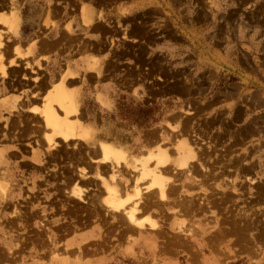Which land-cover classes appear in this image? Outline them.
<instances>
[{"label":"rangeland","instance_id":"1","mask_svg":"<svg viewBox=\"0 0 264 264\" xmlns=\"http://www.w3.org/2000/svg\"><path fill=\"white\" fill-rule=\"evenodd\" d=\"M24 1L0 0V5H19ZM73 2L83 11L88 7L98 12L99 20L120 2L140 5L139 11L124 21L129 31H125L123 39L129 38L131 30L137 37L125 45L115 40L118 35H113L109 51L114 50V54L105 66L108 73L120 74L127 82L141 87L138 89L142 97L135 94L138 102L118 100L120 116L137 124L139 130L153 128L160 135L180 131V137L188 138L184 143L195 148L200 168L209 173L211 169L222 172L219 175L223 178H210L211 194L203 195L209 198L199 201L193 195L184 202L187 210L195 214L210 211L217 222L213 229L194 221L185 224L183 231L187 235L160 229L143 238L145 249L130 248L121 253L124 238L127 244L135 241V235H123L124 228L130 225L125 215L103 214L87 205V188L79 181L74 185L83 190L82 201L69 194L76 172L58 164L72 158L71 149L82 151L78 141H55L56 136L63 138L55 134V143L47 144L42 135L54 134L53 129L43 121H34L31 134L36 138L28 141V147L40 154L45 146L46 151L50 146L56 148L45 152L39 167L10 173L11 181H7V173L0 174V186H5L4 192L0 188V264H264V0ZM4 10L3 14H8V7ZM22 14L24 20L32 16L35 23L30 25L34 28L27 32L34 35L25 54L26 43L16 45L14 53L18 58L27 56L29 49L45 36L42 28L51 25L52 12H46L42 23L39 7L35 12L24 10ZM9 15L14 21L10 33L8 25L0 22L2 63L4 51L13 45L10 41L18 39L20 17L14 11ZM104 22L113 25L112 21ZM58 42L59 46L71 45L68 39ZM22 66L34 74L28 60L24 65L16 62V79ZM8 75L7 69L0 74ZM27 78V73H23L22 79ZM165 98L175 100L176 105L149 106ZM48 99L42 110L34 109L43 119ZM66 102L51 103V108L57 105L64 112ZM53 113L60 120L62 113ZM77 115L71 118L78 120ZM40 134L41 138L37 137ZM175 148L168 153L171 157L176 155ZM115 170L118 172L111 167L117 175L112 184L116 186L119 181L120 189L124 183V191L129 190L138 170L133 168L124 174L119 167ZM82 174L88 175L87 170ZM195 176L190 170L187 177L195 180ZM153 199L155 195H143L140 204H150ZM90 222H95L99 234L90 242H78L77 234ZM206 230L209 234L204 236Z\"/></svg>","mask_w":264,"mask_h":264},{"label":"crops","instance_id":"2","mask_svg":"<svg viewBox=\"0 0 264 264\" xmlns=\"http://www.w3.org/2000/svg\"><path fill=\"white\" fill-rule=\"evenodd\" d=\"M35 1L37 0H25L19 5H0V22L8 21L11 26L9 33L14 27V21L9 18V13L14 11L18 14L17 17H20L18 39L13 38L10 41L13 45L4 51L5 62L3 65L9 75L8 77L0 76V174L7 173L6 179H10L9 174L12 172L23 170L26 167H39L45 152L56 148L53 147L46 151L45 146L40 154L36 149L28 147V141L36 138L31 134L33 122L43 121L44 124L43 117L34 109L42 110L45 99L54 95L55 91L62 89L67 95L65 103L67 115L60 111L57 105H53V110L56 113H62L58 118L63 125L71 127L72 135L66 140L56 136L55 141L58 139L63 143L78 141L82 151L76 152L71 149L72 158L64 160L58 165L68 170L72 167L75 170L76 177L70 188L75 186V181L85 185L87 205L96 207L97 211L103 212V214L108 212L109 214L125 215L130 225L128 224L124 228L123 235H135V241L127 244V240L124 238L121 253H126L130 248L133 251L135 248L145 249V245L141 243L143 238L160 229H166L171 233L186 234L187 232H182L185 229L184 225H191L193 221L213 229L217 219L210 211L201 212L196 216L195 213L187 210L184 202L193 195L195 198L198 197L199 201L204 196L210 195L211 193H208L212 185L210 178L221 177L219 174L222 172L211 169L212 173H209L207 169L200 168L195 148L191 145L188 146L195 153V158L188 160L187 164L182 167L178 161V149L185 144L184 140L187 141L188 138L180 137L182 134L180 131H166L165 135H160V132L154 131L153 128L139 130L137 124L128 123L122 119L118 100L138 102V96L135 94L142 97L141 90H139L141 87L127 82L120 74H111L105 70L106 64L112 61L114 54V50L109 51L111 37L118 35L119 39L115 38V40L125 45L137 37L131 30L129 38L123 39L125 31H129L124 21L129 19L131 13L138 12L140 5L120 2L115 4L109 12H105L102 19L99 20L98 12L88 7L83 11L78 4L75 7L73 0H48L49 3L42 0V4ZM5 7H8L6 15L3 14ZM38 7L43 13L41 23L46 12L49 10L52 12L51 25L42 28L45 36L40 39L38 45L31 47L27 56L18 58L14 53L16 45L26 43L23 49L25 54L27 46L32 43L29 39L34 35L32 32H27L28 29L34 28L30 25L31 22L35 23L32 16L28 20H24L22 12L24 10L35 12ZM81 19L84 24H87L84 25ZM103 21H112L113 25H107ZM120 25L121 27H119ZM62 38L71 40V45L59 46L61 43L58 40ZM81 42H83L82 47L79 46ZM27 60L34 74H30L31 71L22 66L19 69L18 79H16L15 75L18 72L16 62L24 65ZM25 72L29 78L22 79V74ZM165 103L176 105L175 100L165 98L158 99L149 106L155 107ZM76 114H78V120L72 119L71 117H75ZM79 120L83 121L82 126ZM43 130L44 126L42 125ZM41 134L37 137L41 138ZM42 137L44 139V133ZM177 143L179 144L177 145ZM174 148L176 155L171 157L168 153L172 152ZM106 152L115 155L108 154L106 156ZM161 153H165L169 161L164 165L156 166V160ZM143 164L149 170L153 171L157 167L163 172L164 179H166L164 184H166L167 200L160 199L159 189L153 186L152 179L143 177ZM111 167L116 173L118 171L115 169L119 167L123 174L126 170L133 171V168L138 170L129 190L124 191V183L120 189L119 181L116 186L112 184L117 175L111 172ZM84 169L87 170L88 175L79 172L82 170L85 173ZM190 170L196 175L195 180L187 177ZM98 174L103 178L100 176L98 178ZM9 179L7 181H11ZM100 179L104 181L102 182ZM172 180H178V182H172ZM143 183L145 184L142 185ZM135 187L140 193L138 198L134 196L133 188ZM204 189L206 191H203ZM80 190L81 198L72 197L82 201L83 190ZM118 194L122 197H119ZM142 194L151 198L155 195V199L149 205L140 204ZM133 209L135 210L134 223L130 222L126 216ZM135 222L140 225H136ZM207 231L204 236L209 234ZM99 232L95 222H90L77 234V241L90 242L97 237ZM173 262L174 260H172Z\"/></svg>","mask_w":264,"mask_h":264},{"label":"bare ground","instance_id":"3","mask_svg":"<svg viewBox=\"0 0 264 264\" xmlns=\"http://www.w3.org/2000/svg\"><path fill=\"white\" fill-rule=\"evenodd\" d=\"M2 15V14H1ZM6 19V17H5ZM1 20V19H0ZM3 22L4 24H7L9 26V28H11V26L8 24V21L7 20H4V21H1ZM1 25V24H0ZM1 29V28H0ZM3 33V32H2ZM8 33V32H7ZM0 40H1V33H0ZM233 41V40H232ZM2 44L0 42V47H2ZM42 45V43H41ZM56 46V45H55ZM5 47V46H4ZM2 49V48H0ZM7 50V49H6ZM1 51V50H0ZM3 52V51H2ZM1 53V52H0ZM16 53V52H15ZM2 60H3V57L0 56V72H5L6 71V68L4 67L3 63H2ZM67 99V95L65 94V92L61 89V90H57L55 91L54 95H51L48 99V103H47V107H46V110H45V119H44V124L46 123L47 126L51 127V129H53L54 131V134L53 132L44 137V141L47 143V144H50L51 142H53V137L55 136V134H61L64 138V140L68 139L69 137H71L72 135V130H71V127L69 125H63L61 120H58L55 116V114L53 113V110L51 108V103H57V104H60L61 102L65 101ZM53 107V106H52ZM264 107V106H263ZM43 108V107H42ZM65 114L67 115V112L64 110ZM231 112V111H230ZM225 115V114H224ZM238 117V116H237ZM241 118V117H240ZM233 119V118H232ZM252 120V119H251ZM78 124V123H76ZM74 125V124H73ZM201 126V125H200ZM250 126V125H249ZM203 128V127H202ZM251 128V127H250ZM253 129V128H252ZM251 129V131H252ZM74 131V130H73ZM240 132V131H239ZM254 132V131H253ZM250 133V132H249ZM255 133V132H254ZM47 134V133H46ZM242 134V133H241ZM253 134V133H252ZM84 135V134H83ZM240 135V134H239ZM246 135V134H244ZM249 134H247L248 136ZM85 136V135H84ZM250 136V135H249ZM217 137V136H216ZM240 140V139H239ZM242 140V139H241ZM232 141V140H231ZM243 141V140H242ZM55 143V142H53ZM239 143V142H238ZM234 144V143H233ZM239 145V144H238ZM50 146V145H49ZM48 148H53L52 146L48 147ZM47 148V149H48ZM49 149V150H50ZM48 150V151H49ZM59 152V151H58ZM57 153V152H56ZM226 153V152H225ZM108 154H113L111 152H106V156H108ZM115 155V154H113ZM152 158V157H151ZM195 158V153L193 152V150L185 144H183L179 149H178V161L180 162V165L183 167L187 164L188 160H191V159H194ZM169 160L167 159L166 157V154L165 153H161L157 160H156V166H161V165H164L166 162H168ZM248 163V162H247ZM144 165V164H143ZM247 165V164H246ZM252 165V164H251ZM250 165V167H251ZM149 166V165H148ZM249 168V167H248ZM253 167L250 168V170L252 169ZM85 170V169H84ZM249 170V169H247ZM86 171V170H85ZM245 171V169H244ZM81 174H82V170L79 171ZM242 172V171H241ZM247 172V171H246ZM245 172V173H246ZM142 173H143V176H151L150 179H152V184L157 186L158 187V192H159V196H160V199L164 200L166 199L167 200V197H166V184H164L165 182H163V180H166L164 179V175H163V172L161 170H158L157 167L156 169H154L153 171L152 170H149L148 167H146V165L143 166V169H142ZM244 174V173H242ZM247 175V174H246ZM167 177V176H166ZM68 178V177H67ZM137 180V179H136ZM112 183V182H111ZM74 186V185H73ZM138 186V185H137ZM153 187V186H151ZM1 190L2 191H5V186H0ZM226 188V187H225ZM79 188L75 185L74 187L70 188V195H73V196H77V198L81 197L80 196V192H78ZM140 190V189H139ZM133 192H134V196L137 195L139 197V192L138 190L135 188H133ZM106 194H109V193H106ZM128 195V194H127ZM143 195V194H142ZM111 196V195H110ZM115 197V195H114ZM105 200V199H104ZM116 201V200H115ZM150 201V200H149ZM149 205V204H148ZM160 205V204H159ZM118 206V205H117ZM119 207V206H118ZM115 208V207H114ZM113 208V209H114ZM204 208V207H203ZM118 209V208H117ZM192 210V209H191ZM134 209L131 210L128 215H126L129 219L130 222L134 223ZM139 211V210H138ZM181 213H182V210H181ZM126 214V213H125ZM196 215V214H195ZM199 215V214H198ZM136 225H140V223L138 222H135ZM154 225V224H153ZM152 227V226H151ZM154 228V227H153ZM183 229V228H182ZM183 232V230H182ZM260 232V231H259ZM258 235V234H257ZM262 236V234H261ZM259 238H261L260 236H258ZM263 238V237H262ZM264 239V238H263ZM259 240V239H258ZM261 240V239H260Z\"/></svg>","mask_w":264,"mask_h":264}]
</instances>
